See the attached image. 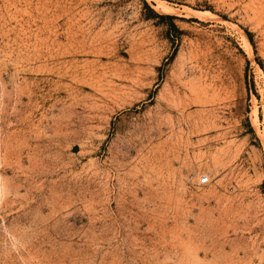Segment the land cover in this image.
I'll return each mask as SVG.
<instances>
[{
    "label": "rangeland",
    "instance_id": "rangeland-1",
    "mask_svg": "<svg viewBox=\"0 0 264 264\" xmlns=\"http://www.w3.org/2000/svg\"><path fill=\"white\" fill-rule=\"evenodd\" d=\"M160 1L0 0V264H264V0Z\"/></svg>",
    "mask_w": 264,
    "mask_h": 264
},
{
    "label": "bare ground",
    "instance_id": "bare-ground-1",
    "mask_svg": "<svg viewBox=\"0 0 264 264\" xmlns=\"http://www.w3.org/2000/svg\"><path fill=\"white\" fill-rule=\"evenodd\" d=\"M158 5H160V6H163V2L162 1H160V0H158ZM192 10V9H191ZM190 13H192V12H190ZM193 14L195 15V16H201V18H202V14L203 15H205L206 17H204V18H207L209 15H211L212 13L210 12V11H205L204 10V12H200L199 10H193ZM203 19V18H202ZM230 25H232L233 27H234V24H230ZM236 25V24H235ZM238 27V26H237ZM237 27H235L236 29H237ZM234 28V29H235ZM235 29V30H236ZM238 32H239V34H240V47L242 48V50L247 54V55H249V57H251L252 56V47H251V44H250V42H249V40H248V38H247V36H246V34L242 31V30H237ZM85 37V36H84ZM83 41V40H82ZM262 75V74H261ZM255 99V98H254ZM263 104V103H262ZM262 109H263V112H264V104H263V106H262ZM258 111V109H257V107H254V111H253V115H254V119H255V122L257 121V119H258V116H257V112Z\"/></svg>",
    "mask_w": 264,
    "mask_h": 264
},
{
    "label": "trees",
    "instance_id": "trees-1",
    "mask_svg": "<svg viewBox=\"0 0 264 264\" xmlns=\"http://www.w3.org/2000/svg\"><path fill=\"white\" fill-rule=\"evenodd\" d=\"M145 8L147 10V17L151 18H157L160 21H167L169 25V29L172 31H175L176 33L181 32L178 27L175 25L173 22V19L175 16L173 15H168V14H158L153 9H151L146 2H144Z\"/></svg>",
    "mask_w": 264,
    "mask_h": 264
},
{
    "label": "built area",
    "instance_id": "built-area-1",
    "mask_svg": "<svg viewBox=\"0 0 264 264\" xmlns=\"http://www.w3.org/2000/svg\"><path fill=\"white\" fill-rule=\"evenodd\" d=\"M207 182H209V178H208L207 175H203L202 177L199 178V183L200 184H205Z\"/></svg>",
    "mask_w": 264,
    "mask_h": 264
}]
</instances>
